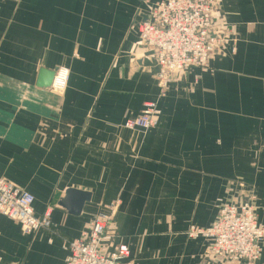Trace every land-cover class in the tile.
Returning <instances> with one entry per match:
<instances>
[{"label":"crops","instance_id":"1","mask_svg":"<svg viewBox=\"0 0 264 264\" xmlns=\"http://www.w3.org/2000/svg\"><path fill=\"white\" fill-rule=\"evenodd\" d=\"M217 1L213 29L227 40L173 83L157 129L143 133L123 127L158 95L137 31L143 0H0V177L34 195L37 216L62 197L48 231L0 218L1 264H65L113 203L118 238L102 251L128 250L126 264H245L188 235L253 197L264 226V0ZM73 190L91 193L81 210L78 192L62 205ZM262 250L259 264L264 240Z\"/></svg>","mask_w":264,"mask_h":264},{"label":"built area","instance_id":"2","mask_svg":"<svg viewBox=\"0 0 264 264\" xmlns=\"http://www.w3.org/2000/svg\"><path fill=\"white\" fill-rule=\"evenodd\" d=\"M143 13L148 20L137 23V31L145 49L150 51L157 66L158 95L143 103L141 114L125 121L129 131L151 133L159 125L161 104L168 97L173 83L191 69L208 66L215 50L222 48L226 39H209L214 28L213 14L217 0H159L151 4L143 0ZM232 53L236 48L231 49ZM68 69L61 68L53 83V90L63 93L67 86ZM254 197L248 201L225 203L219 218L206 229L192 227L189 237H204L210 242L211 253L218 258L259 264L262 257L264 226L261 224ZM62 200L55 193L42 216L34 212V195L0 177V218L17 221L27 233L48 231L52 226V213ZM117 203L108 210H99L93 217L90 230L69 244L65 264H126L128 250L119 248L113 255L103 253L107 240L115 244L117 235L110 232L115 220ZM3 259L0 257V264Z\"/></svg>","mask_w":264,"mask_h":264},{"label":"water","instance_id":"3","mask_svg":"<svg viewBox=\"0 0 264 264\" xmlns=\"http://www.w3.org/2000/svg\"><path fill=\"white\" fill-rule=\"evenodd\" d=\"M217 32L218 31L216 29L211 28L209 30V36H208V38L209 39H219V38L225 39V37H226L225 32H221L219 34H217ZM218 50L219 49L217 48L215 50V52L218 51ZM56 76H57V70L53 71L52 81H51V84H50L49 88H52L53 83H54V81L56 79ZM75 192H78L79 194H81L80 201H79V204L77 206V210H81L83 208V206L85 205L86 202L91 201V193H88L86 191H76V190L68 191L67 197L62 201V205H65L66 204V201H69L71 193H75Z\"/></svg>","mask_w":264,"mask_h":264},{"label":"rangeland","instance_id":"4","mask_svg":"<svg viewBox=\"0 0 264 264\" xmlns=\"http://www.w3.org/2000/svg\"><path fill=\"white\" fill-rule=\"evenodd\" d=\"M126 250V249H125Z\"/></svg>","mask_w":264,"mask_h":264}]
</instances>
